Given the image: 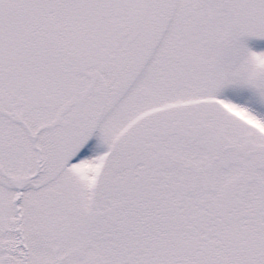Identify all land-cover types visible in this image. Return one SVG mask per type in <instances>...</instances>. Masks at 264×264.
Listing matches in <instances>:
<instances>
[{
    "label": "snow or ice",
    "instance_id": "6c2138e0",
    "mask_svg": "<svg viewBox=\"0 0 264 264\" xmlns=\"http://www.w3.org/2000/svg\"><path fill=\"white\" fill-rule=\"evenodd\" d=\"M0 264H264V0H0Z\"/></svg>",
    "mask_w": 264,
    "mask_h": 264
}]
</instances>
